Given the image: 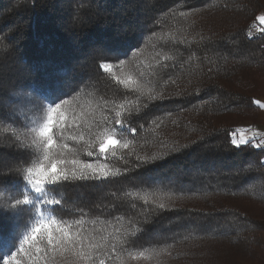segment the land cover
Here are the masks:
<instances>
[{
    "label": "trees",
    "instance_id": "trees-1",
    "mask_svg": "<svg viewBox=\"0 0 264 264\" xmlns=\"http://www.w3.org/2000/svg\"><path fill=\"white\" fill-rule=\"evenodd\" d=\"M261 11L264 0H0V257L34 222L31 206L13 216L7 201L25 190V169L43 155L6 140L2 128H16L30 145L37 97L79 93L75 111L90 121L103 100L162 92L167 99L129 118L137 132H127L128 149L100 161L80 146L81 159L122 174L49 186L62 200L52 214L82 218L87 233L109 244L117 228L139 218L134 249H149L148 264H264V217L253 212L264 209V147H253L258 138L236 147L230 135L254 119L253 101L264 94V34L249 28ZM100 62L114 74L99 71ZM114 76L135 83L126 87ZM137 155L155 159L136 168ZM49 255L57 264L73 259ZM131 258L125 252L106 264Z\"/></svg>",
    "mask_w": 264,
    "mask_h": 264
},
{
    "label": "snow or ice",
    "instance_id": "snow-or-ice-1",
    "mask_svg": "<svg viewBox=\"0 0 264 264\" xmlns=\"http://www.w3.org/2000/svg\"><path fill=\"white\" fill-rule=\"evenodd\" d=\"M249 28H255L258 34H264V12L255 15ZM247 35L251 38L253 33L249 31ZM98 54L103 55L102 52ZM161 58L171 59L168 56ZM124 63V60L119 61L120 65ZM98 70L114 74V66L107 62H100ZM114 78L126 87L135 83L131 76L127 80L115 76ZM151 92L152 90H149V93ZM78 95L79 93H76L71 98H61L60 96L52 99L36 98L37 102L33 105L36 115L30 118L31 127L28 129L29 132L35 133L30 145L23 143L22 136L25 134L16 128L11 126L2 128L3 133L9 134L5 136L6 140L21 145L25 149L30 147H34L37 151L42 149L43 155L42 161L33 162L32 166L25 169L23 175L25 190L19 196L11 195L8 198L7 206L13 216H18L19 213L28 210L26 206H31L35 219L32 226L23 232L18 245H14L15 250H10V253H5L0 257V264H24L23 257H27L29 264H40L41 260H45L46 264H57L54 256L49 255L50 253H58L61 256L70 253L73 259L70 262L65 261L64 264H106V260L111 259L113 255L119 258V255L126 252L135 258L144 256L149 251L147 248L134 249L133 238L141 231L137 227L139 218L134 221L130 217L128 221L130 227H125L123 231L117 228V234L110 238L115 241L114 243L109 244V237L104 236H101L97 241L95 236L87 233L81 227L82 218L70 222L64 217L52 214L56 211L54 206L61 205L62 200L53 194L56 188L49 186H58L69 181L107 180L120 176L122 174L120 169L113 170L106 163L97 165L91 159H81L79 156L80 146L83 147L87 157H95L100 161L106 159L110 150L115 155L117 147L128 149L131 140L127 136V132H131L133 135L137 132L135 127L130 126L129 118L134 113H139L142 109L149 107L150 102L163 101L167 97L162 92H157L147 96L141 93L135 101L127 98L119 103L103 100L102 107L96 117L90 121H81L80 114L75 111V101ZM253 103L258 102L253 101ZM260 107H264V105H260ZM70 111L72 112L71 119L68 116ZM41 112L43 118H40ZM82 127L86 129L89 137L87 141L85 132H75L76 129ZM69 129H73V132H68ZM65 135L77 147L66 142ZM230 135L233 137L232 145L240 147L252 143L256 134L254 133L251 139H247L244 135L236 139V132L230 133ZM253 147H264V139L254 143ZM68 152H71V158L66 154ZM131 154L129 153V155ZM153 159L155 157L148 158L137 155L136 163L133 166L138 168L141 164H147ZM261 166H264V161L261 162ZM128 170L125 168L123 172L126 174ZM113 195L116 194L113 193ZM124 195L137 194L125 193ZM2 196L3 192H0V197ZM148 198L149 195L146 193V202ZM132 207L135 208L136 205L133 204ZM158 207L164 209L165 204L159 203ZM144 211L147 212L148 209ZM140 218L144 221L147 220V216H144L143 213L140 214ZM116 219L119 222L123 220V217ZM26 244L29 245L27 249L25 248ZM109 247L110 252L106 250Z\"/></svg>",
    "mask_w": 264,
    "mask_h": 264
},
{
    "label": "crops",
    "instance_id": "crops-1",
    "mask_svg": "<svg viewBox=\"0 0 264 264\" xmlns=\"http://www.w3.org/2000/svg\"><path fill=\"white\" fill-rule=\"evenodd\" d=\"M256 102L258 103H256L257 111L255 118L241 121L234 127L233 132H236V139H239L241 135H244L247 139H251L254 133L256 134L255 139H264V107H260V105H264V94L260 95Z\"/></svg>",
    "mask_w": 264,
    "mask_h": 264
},
{
    "label": "rangeland",
    "instance_id": "rangeland-1",
    "mask_svg": "<svg viewBox=\"0 0 264 264\" xmlns=\"http://www.w3.org/2000/svg\"><path fill=\"white\" fill-rule=\"evenodd\" d=\"M261 12H264V11H261ZM260 12V13H261ZM259 13V14H260ZM255 29V28H254ZM263 95V94H262ZM258 98V97H257ZM256 101H257V99H256ZM257 111V110H256ZM255 116H256V113H255ZM255 116H254V118H255ZM263 161H264V158H263ZM253 212L254 213H256V214H258V215H262L263 217H264V209H262L261 211H260V208H256V207H254L253 208ZM32 226V225H31ZM27 247H29V245H25V248H27ZM131 264H148L147 262H146V259H145V257L144 256H136L135 258H131Z\"/></svg>",
    "mask_w": 264,
    "mask_h": 264
}]
</instances>
